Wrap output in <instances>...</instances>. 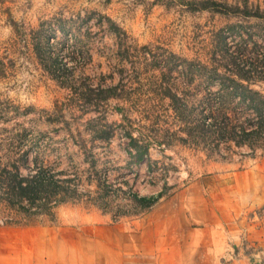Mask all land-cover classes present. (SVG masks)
<instances>
[{"label": "rangeland", "instance_id": "374dc122", "mask_svg": "<svg viewBox=\"0 0 264 264\" xmlns=\"http://www.w3.org/2000/svg\"><path fill=\"white\" fill-rule=\"evenodd\" d=\"M201 1L218 8L200 9ZM262 62L264 0H0V141L46 146L25 154L29 174L35 158L37 166L62 171L55 178L71 179L81 194L57 205L51 218L0 224V232L71 228L91 235L96 225L121 224L132 233L131 222L142 216L132 196L161 192L165 199L190 185L215 204L223 196L243 202L237 194L245 192L238 220L247 231H264L257 199L264 153L234 146V134L211 152L206 133L209 114L244 122L237 97L220 103L230 92L223 80L242 64ZM244 75L257 76L250 69ZM250 89L264 95V83ZM129 137L147 145L139 161ZM5 215L25 221L1 204L0 221Z\"/></svg>", "mask_w": 264, "mask_h": 264}, {"label": "crops", "instance_id": "0c3cea01", "mask_svg": "<svg viewBox=\"0 0 264 264\" xmlns=\"http://www.w3.org/2000/svg\"><path fill=\"white\" fill-rule=\"evenodd\" d=\"M194 193L190 185L160 199L131 222L132 233L121 224L96 225L91 235L71 228L2 231L0 264H264V231H247L238 220L249 195L215 204ZM257 195L263 203L264 187Z\"/></svg>", "mask_w": 264, "mask_h": 264}, {"label": "trees", "instance_id": "16d2710c", "mask_svg": "<svg viewBox=\"0 0 264 264\" xmlns=\"http://www.w3.org/2000/svg\"><path fill=\"white\" fill-rule=\"evenodd\" d=\"M209 7L218 8L216 3L210 4L208 1L199 2L200 9H209ZM222 12L224 9H220ZM264 65V62H262ZM261 66H254L252 63L242 64L239 71L245 68L246 71L242 74L239 71L232 73L231 76L226 77L223 82H227L226 87L230 88L228 94L219 95L220 103L226 101L231 102L234 97H237L238 104H242L243 115H245L244 122L239 125L232 124L228 116L224 114V122L218 121L214 116L210 115L211 121L207 124L206 133L213 139L211 144V152H219V144L229 141L231 136L239 135L240 139L236 141L234 146H246L250 150H260V154L264 153V95L259 91L250 89L251 85L255 83H264V77L259 76L261 71L257 68L264 69ZM251 72L257 74L256 78L244 75ZM223 85V83H222ZM223 115V114H222ZM203 123V121H202ZM203 126V124H202ZM99 131L100 138L107 141L110 136L109 127L103 126ZM238 128V129H237ZM237 131L235 132V130ZM233 135V136H234ZM129 146L133 148L137 155L138 161L147 153V145L139 143L135 138L129 137ZM23 142L21 139H10L9 141H0V205L3 204L19 216H22L23 221H16L11 217L5 215L1 218H6L0 221L1 225H15V226H32L36 223L33 221L37 217H52L53 209L63 203L74 201L79 198V192L76 191L78 187L72 186L71 179L59 180L55 178L57 175H62L63 172H54V168H42L38 165L36 159H33L35 172L29 174L26 167L27 159L25 154L27 151L45 150L46 146L39 145L38 142L32 143ZM85 145V144H84ZM77 149L83 150V147ZM16 159H10L6 154H19ZM20 168L26 169L27 174L21 175ZM78 193V194H77ZM81 195V194H80ZM88 197V196H87ZM162 197L159 192L155 196L148 198H137L132 196L128 202L133 207L140 211L143 215L151 209ZM94 201V200H93ZM25 202V205H21ZM95 205V203H94ZM96 206V205H95ZM124 214V213H123ZM8 217L10 219H8ZM2 220V219H1Z\"/></svg>", "mask_w": 264, "mask_h": 264}]
</instances>
